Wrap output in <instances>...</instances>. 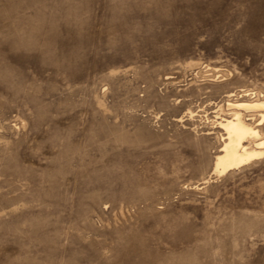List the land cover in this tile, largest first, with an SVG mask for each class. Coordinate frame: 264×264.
Instances as JSON below:
<instances>
[{
	"label": "rangeland",
	"instance_id": "374dc122",
	"mask_svg": "<svg viewBox=\"0 0 264 264\" xmlns=\"http://www.w3.org/2000/svg\"><path fill=\"white\" fill-rule=\"evenodd\" d=\"M257 100L264 0H0V264H264Z\"/></svg>",
	"mask_w": 264,
	"mask_h": 264
},
{
	"label": "bare ground",
	"instance_id": "6f19581e",
	"mask_svg": "<svg viewBox=\"0 0 264 264\" xmlns=\"http://www.w3.org/2000/svg\"><path fill=\"white\" fill-rule=\"evenodd\" d=\"M228 112H231L230 118L220 123L225 138L222 137V155L215 165V171L219 174L239 169L264 157V101L229 103ZM246 114L251 118L247 120ZM255 116L259 118L256 125L247 122L255 119ZM259 126L263 127V133L257 128Z\"/></svg>",
	"mask_w": 264,
	"mask_h": 264
}]
</instances>
